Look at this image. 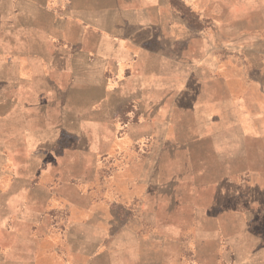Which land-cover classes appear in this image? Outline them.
I'll return each mask as SVG.
<instances>
[{"label": "crops", "instance_id": "crops-1", "mask_svg": "<svg viewBox=\"0 0 264 264\" xmlns=\"http://www.w3.org/2000/svg\"><path fill=\"white\" fill-rule=\"evenodd\" d=\"M190 22L171 0H0L1 232L40 223L44 247L61 246L75 263V231L89 227L79 218L97 205L72 182L89 183L98 153L114 148L116 123L123 142L146 132L160 142L162 122L192 132L212 122L217 105L193 86L206 85L203 73L219 61L193 46ZM53 208L67 214L63 243L42 217Z\"/></svg>", "mask_w": 264, "mask_h": 264}, {"label": "rangeland", "instance_id": "rangeland-1", "mask_svg": "<svg viewBox=\"0 0 264 264\" xmlns=\"http://www.w3.org/2000/svg\"><path fill=\"white\" fill-rule=\"evenodd\" d=\"M171 1L191 20L193 46L219 61L193 86L219 113L199 132L162 122L160 142L148 132L123 142L116 123L114 148L98 153L89 183L72 182L97 205L79 218L89 227L75 231L77 261L44 247L40 223L18 220L0 230V264H264V0ZM30 199L38 211L40 196ZM43 216L65 242L67 214Z\"/></svg>", "mask_w": 264, "mask_h": 264}, {"label": "trees", "instance_id": "trees-1", "mask_svg": "<svg viewBox=\"0 0 264 264\" xmlns=\"http://www.w3.org/2000/svg\"><path fill=\"white\" fill-rule=\"evenodd\" d=\"M173 3V2H172ZM174 4V3H173ZM175 5V4H174ZM191 21V20H190Z\"/></svg>", "mask_w": 264, "mask_h": 264}]
</instances>
